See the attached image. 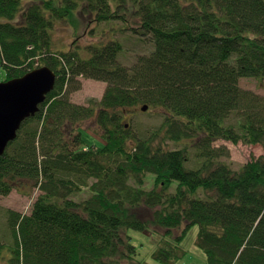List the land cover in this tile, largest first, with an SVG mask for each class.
<instances>
[{
	"label": "trees",
	"instance_id": "trees-1",
	"mask_svg": "<svg viewBox=\"0 0 264 264\" xmlns=\"http://www.w3.org/2000/svg\"><path fill=\"white\" fill-rule=\"evenodd\" d=\"M66 19L120 21L152 50L130 65L118 38L55 51ZM43 65L54 88L0 156V194L40 191L28 215L7 210L11 264H149L129 230L160 234L152 256L172 264L193 225L208 264H264V155L233 170L214 145L264 149V96L239 85L264 79V0H0V81ZM78 76L106 83L100 101L68 100ZM144 105L162 120L133 132L123 112ZM87 117L101 146L78 128Z\"/></svg>",
	"mask_w": 264,
	"mask_h": 264
},
{
	"label": "rangeland",
	"instance_id": "rangeland-1",
	"mask_svg": "<svg viewBox=\"0 0 264 264\" xmlns=\"http://www.w3.org/2000/svg\"><path fill=\"white\" fill-rule=\"evenodd\" d=\"M25 1L26 0H24V2ZM81 20L82 19L79 21ZM119 27H122L120 21H111L109 23L91 22L86 26L85 24H81L79 29L74 26L69 19L57 21L52 30L53 50L68 51L69 49H76L80 52L90 44L101 45L107 43L110 39L118 38L123 45L122 50L119 52L118 60L127 65L132 64L139 55L148 54L152 50V44L148 40H146L147 42L138 41L136 35H133L129 30L113 31V29H118ZM113 33H115V36ZM137 42L140 43L138 44ZM71 82L72 81H70L69 84H66L67 87L71 89L68 94V100L75 105L87 106L91 100L97 102L100 101L106 87L105 82L82 76H78L73 79L72 83ZM239 85L243 89L252 90L255 93L264 96V79L261 80L254 77H244L240 78ZM75 86H78L77 89H73ZM147 108L145 111L141 110V106L134 109L124 110V123H130L131 126L129 128L133 132L140 128L143 129L144 127L146 128L157 125L162 120L159 116L160 111L158 109L149 108L148 106ZM91 118L87 117L81 120L77 124L78 128L83 133L84 139L87 143L101 146L104 143L101 136V130ZM214 145L223 146L227 149L229 155L223 156L220 160L230 165L233 170H239L244 163L251 159L252 156L258 157L264 155V149L260 144L252 145L241 141L232 143L231 141L221 139L216 140ZM191 166L194 165H188V167ZM25 189L26 188L20 186L19 189L13 188L10 193L6 195L0 194V241L4 246L0 256V264H11L9 257L11 256V246L14 243V238L8 224L7 210H13L20 214L28 215L33 202L40 193L38 189H34L29 195L26 193L27 190ZM198 193L201 197L207 196V192L203 190H199ZM89 195L90 192L87 189H83L73 194L71 197L72 199L79 201L87 198ZM154 229H156L157 232L162 231L158 227H154ZM198 231V225H193L189 229L184 239L178 244V249L181 252L179 258L172 264H208L205 253L196 244ZM128 233L131 236L132 244L136 247V258L138 260L149 264H164L161 261L154 259L152 256L161 240L160 234L156 232L151 233L136 230H129ZM178 233L179 231H175L174 235H177Z\"/></svg>",
	"mask_w": 264,
	"mask_h": 264
},
{
	"label": "water",
	"instance_id": "water-1",
	"mask_svg": "<svg viewBox=\"0 0 264 264\" xmlns=\"http://www.w3.org/2000/svg\"><path fill=\"white\" fill-rule=\"evenodd\" d=\"M55 80L56 74L43 65L20 77L0 81V156L15 140L22 122L38 112ZM146 108L144 105L141 110Z\"/></svg>",
	"mask_w": 264,
	"mask_h": 264
}]
</instances>
